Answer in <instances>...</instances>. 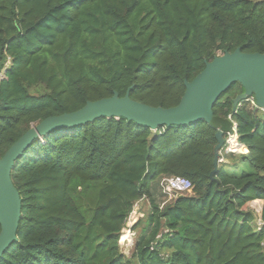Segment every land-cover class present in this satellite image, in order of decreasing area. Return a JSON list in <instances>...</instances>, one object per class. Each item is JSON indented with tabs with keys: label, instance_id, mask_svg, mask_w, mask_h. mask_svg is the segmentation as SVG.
<instances>
[{
	"label": "trees",
	"instance_id": "trees-1",
	"mask_svg": "<svg viewBox=\"0 0 264 264\" xmlns=\"http://www.w3.org/2000/svg\"><path fill=\"white\" fill-rule=\"evenodd\" d=\"M237 49L264 54V0H0V158L47 118L131 87L175 107L185 81ZM243 92L234 84L211 124L155 136L101 118L34 141L12 171L22 218L0 264H264V110L234 111ZM218 131L245 151L221 152L212 179ZM173 177L191 189L172 198ZM143 200L127 258L122 231Z\"/></svg>",
	"mask_w": 264,
	"mask_h": 264
},
{
	"label": "water",
	"instance_id": "water-1",
	"mask_svg": "<svg viewBox=\"0 0 264 264\" xmlns=\"http://www.w3.org/2000/svg\"><path fill=\"white\" fill-rule=\"evenodd\" d=\"M237 83L244 92L233 100V110L237 111L241 103L251 99L255 100L258 108L264 110V54H249L237 49L233 53H225L211 62H206L205 69L193 81H185L186 91L175 107H153L135 101L131 98V87L124 97L115 93L110 98L90 101L78 111L47 118L32 127L0 158V260L19 241L22 198L13 183L12 171L34 141L43 140L58 129L84 126L101 118L134 122L150 128L155 136L164 128L189 126L198 121L211 124L215 105ZM235 129L237 130V126ZM216 139L218 145L215 149L212 179L221 163V151L226 142L225 133L218 131Z\"/></svg>",
	"mask_w": 264,
	"mask_h": 264
},
{
	"label": "rangeland",
	"instance_id": "rangeland-1",
	"mask_svg": "<svg viewBox=\"0 0 264 264\" xmlns=\"http://www.w3.org/2000/svg\"><path fill=\"white\" fill-rule=\"evenodd\" d=\"M241 153L242 152H238L236 154H241ZM261 206H262V202L256 201V202L251 203L247 207L250 209H254L258 214H260L261 213ZM148 210H149V204L146 200L145 201L143 200V201H140L139 203H137L134 207L132 215H130V217L128 219L126 227L122 231V236L120 239V246H121L122 253L127 258L131 257L132 250L134 248L137 236L139 234V232L134 231L132 228L138 222L139 219H141L145 214L148 213Z\"/></svg>",
	"mask_w": 264,
	"mask_h": 264
},
{
	"label": "built area",
	"instance_id": "built-area-1",
	"mask_svg": "<svg viewBox=\"0 0 264 264\" xmlns=\"http://www.w3.org/2000/svg\"><path fill=\"white\" fill-rule=\"evenodd\" d=\"M234 130L236 131L235 128ZM225 141H226L225 146L221 152H226L227 154L238 153L234 151L235 144L241 146L239 144V137L237 133L229 134L228 139ZM165 186H166V191L170 193L171 197L176 198L180 193L189 191L191 189V182L185 178L173 177L166 182ZM259 225L262 224L260 223Z\"/></svg>",
	"mask_w": 264,
	"mask_h": 264
},
{
	"label": "bare ground",
	"instance_id": "bare-ground-1",
	"mask_svg": "<svg viewBox=\"0 0 264 264\" xmlns=\"http://www.w3.org/2000/svg\"><path fill=\"white\" fill-rule=\"evenodd\" d=\"M234 151L235 152H244L245 151V148H243L242 146H238V145H236L235 144V146H234ZM132 215V214H131ZM132 217V216H131ZM135 218V217H134ZM129 241V240H128ZM130 242V241H129Z\"/></svg>",
	"mask_w": 264,
	"mask_h": 264
},
{
	"label": "crops",
	"instance_id": "crops-1",
	"mask_svg": "<svg viewBox=\"0 0 264 264\" xmlns=\"http://www.w3.org/2000/svg\"><path fill=\"white\" fill-rule=\"evenodd\" d=\"M257 202H262V201H257ZM262 204H263V202H262ZM261 208H262V206H261Z\"/></svg>",
	"mask_w": 264,
	"mask_h": 264
}]
</instances>
